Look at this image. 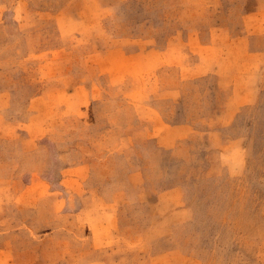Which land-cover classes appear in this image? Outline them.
<instances>
[{
  "label": "rangeland",
  "instance_id": "rangeland-1",
  "mask_svg": "<svg viewBox=\"0 0 264 264\" xmlns=\"http://www.w3.org/2000/svg\"><path fill=\"white\" fill-rule=\"evenodd\" d=\"M0 264H264V0H0Z\"/></svg>",
  "mask_w": 264,
  "mask_h": 264
}]
</instances>
